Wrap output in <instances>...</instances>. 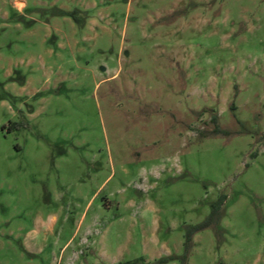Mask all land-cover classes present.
<instances>
[{
    "label": "rangeland",
    "instance_id": "374dc122",
    "mask_svg": "<svg viewBox=\"0 0 264 264\" xmlns=\"http://www.w3.org/2000/svg\"><path fill=\"white\" fill-rule=\"evenodd\" d=\"M0 264H264V0H0Z\"/></svg>",
    "mask_w": 264,
    "mask_h": 264
},
{
    "label": "trees",
    "instance_id": "16d2710c",
    "mask_svg": "<svg viewBox=\"0 0 264 264\" xmlns=\"http://www.w3.org/2000/svg\"><path fill=\"white\" fill-rule=\"evenodd\" d=\"M217 121H218L217 115L213 114V116L211 117V122L214 123L215 125L213 129V133H221V132L226 133L225 130H223L222 128L218 126ZM221 203H222V199H219L217 202L212 204L211 211L209 215L207 216V218L204 219L202 222L189 227V229L186 232V236H185V250L188 249V245L191 242V235L209 227L214 222L215 217L217 216V208L219 207Z\"/></svg>",
    "mask_w": 264,
    "mask_h": 264
}]
</instances>
